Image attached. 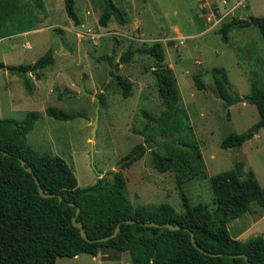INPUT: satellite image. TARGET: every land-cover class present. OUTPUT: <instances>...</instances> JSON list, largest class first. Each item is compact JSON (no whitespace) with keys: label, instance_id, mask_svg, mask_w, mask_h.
Instances as JSON below:
<instances>
[{"label":"rangeland","instance_id":"rangeland-1","mask_svg":"<svg viewBox=\"0 0 264 264\" xmlns=\"http://www.w3.org/2000/svg\"><path fill=\"white\" fill-rule=\"evenodd\" d=\"M52 1L51 9L38 25H52L60 30L59 34L64 31L62 44L56 32L48 28L17 38L14 41L17 45L10 52H6L7 43L0 45L3 65L5 62L30 64L46 49L57 47V56L52 53L54 65L40 71L43 82H37V91H25L22 84L6 75L10 72L0 69V118L19 120L29 111L37 114L25 137L30 148L61 157L80 188L94 183L97 172L106 177L110 172H118L132 206L144 210L166 203L172 211L183 213L181 193L191 205L202 203L211 208L209 176L230 169L239 160L253 171L264 193V130L260 128L238 148L219 147L225 135L240 133L257 120L256 109L245 100L223 105L213 91L210 74L211 68L222 67L229 91L242 99L249 97L250 82L264 87V45L256 28L233 26L225 41L217 31L222 22L264 15V0H112L124 14L125 23L110 19L105 27L96 22L99 0H73L74 12L82 24L76 27L66 17L62 0ZM39 13L37 10L34 14ZM34 21L33 18L30 23ZM154 41L162 45L163 63L175 77L179 102L185 108L204 164L203 174L185 180L180 190L172 171L157 172L150 161L151 152L164 153L157 127L141 113L156 116L163 109L151 73L154 61L138 54L126 62L120 60L127 49ZM107 56H112L110 65L105 60ZM193 75L202 82V89L195 87ZM116 76L131 82L129 97L120 96ZM98 93H102L103 105L98 104ZM47 106L73 117L54 119L44 112ZM95 111L96 128L90 154L89 137ZM135 144L143 146L139 150L142 155L122 167L119 163L125 158H121ZM226 227L230 236L238 240L264 234V211L251 203L246 212ZM54 264L131 263L126 252L100 248L94 256L79 253L69 258L57 257Z\"/></svg>","mask_w":264,"mask_h":264},{"label":"trees","instance_id":"trees-1","mask_svg":"<svg viewBox=\"0 0 264 264\" xmlns=\"http://www.w3.org/2000/svg\"><path fill=\"white\" fill-rule=\"evenodd\" d=\"M8 6V1L0 0ZM97 25L105 27L110 19L124 24V14L112 0H99ZM66 17L73 25L79 20L74 12L73 0H63ZM253 25L264 45V15L249 16L247 19H231L222 22L217 29L222 40L233 26ZM61 39L60 30L52 29ZM134 54L147 55L154 61L153 74L156 91L163 109L152 116L145 111L142 115L153 123L163 139L164 153L151 152L150 161L157 172L172 171L177 187L189 179L203 174L204 164L195 144L190 124L181 102L171 69L166 66L162 45L154 41L146 46L127 49L120 60L128 61ZM112 56L105 57L110 65ZM53 55L50 49L30 64L4 65L8 69L29 71L39 79L40 71L51 66ZM0 65L3 64L0 62ZM15 73V72H14ZM22 78L24 89L30 86L26 75ZM213 91L225 105L232 98L225 71L222 67L210 70ZM193 83L197 89L203 84L196 75ZM116 85L122 98L131 95V82L116 76ZM249 97L258 118L240 133L230 132L219 142L221 149L238 148L261 128L264 130V87L250 82ZM98 104L103 105L102 93L96 95ZM44 112L57 120H68L73 115L47 106ZM228 118V111L225 113ZM37 119L34 111L27 112L20 120L0 118V264H54L57 257H73L79 253L94 256L100 248H111L126 252L131 264H264V234L246 240L230 236L227 223L248 210L251 203L264 211V193L253 171L239 160L230 169L209 176L211 208L206 204L191 205L183 193L180 194L183 213L174 212L166 203L151 210L135 208L125 193L123 177L118 172L110 176L97 177L94 183L78 187L70 167L57 156L40 153L25 142L27 132ZM147 126L144 127L145 130ZM143 146L135 144L121 159L130 157ZM143 152L125 162L138 159ZM19 158L24 160L21 165ZM120 159V160H121ZM30 167L44 193L54 194L41 197L34 180L25 170ZM78 214L75 215V209ZM84 229L88 239L110 236L118 226L116 234L106 240L89 242L80 236L79 228L72 226L71 218ZM129 221V222H127ZM155 222L161 226L148 225ZM164 223L181 226L169 229ZM192 233L200 252L190 243Z\"/></svg>","mask_w":264,"mask_h":264},{"label":"crops","instance_id":"crops-1","mask_svg":"<svg viewBox=\"0 0 264 264\" xmlns=\"http://www.w3.org/2000/svg\"><path fill=\"white\" fill-rule=\"evenodd\" d=\"M6 1H8L7 7H5V5H3V6L0 5V45L2 43H7L6 47H7L8 51H6V52H10V51L14 50L16 45H17V42H14V41L17 38L26 36L29 32L41 31V30L48 29V28H52V29L56 28V27H53L52 25H42V26L38 25V24H40L39 22L41 21L42 17L45 19L46 11L51 9V5L53 3L52 0H5V4H6ZM62 2H63V0H62ZM34 9H36V10L34 11ZM30 10L32 12H30ZM37 10H40V13L38 14V16H36L34 14ZM33 18L35 19V21L30 23ZM78 20H79V24L82 25L80 19H78ZM74 26L76 27L77 25H74ZM74 26L72 25V27L69 28V30L71 31ZM207 28H205V30ZM205 30H203L201 32H204ZM63 33H64V31H62V34ZM62 34H61V39L58 37V41L60 44H62L63 43L62 41H64L63 39H65ZM24 43L26 44V46L29 45L27 40H25ZM56 48H57L56 46L49 48L52 51V53L54 52V56H57L56 55ZM65 48L68 50V47H65ZM46 50H48V49H46ZM53 62H54V60H53ZM1 63L3 64V62H1ZM19 64H29V63H6V62L4 63V65H19ZM53 65H54V63H52L51 66H53ZM51 66H49V67H51ZM1 70L9 72V71L5 70L4 68H2ZM10 73L11 74H6V75H9L10 77H12V80L14 82L20 83L23 85L22 78L20 76H18L14 72H10ZM41 74H42V72H41ZM26 77H27L28 84L30 86V90L34 92V89H35L37 91V88H36L37 82L38 81L43 82L42 81L43 74L40 76L39 79H34V77L31 74H30V76H26ZM50 88H52V86H50ZM50 88H49V90H50ZM52 91H53V89L51 90V92ZM25 114H23V115H25ZM23 117H21V119ZM236 239H238V238H236Z\"/></svg>","mask_w":264,"mask_h":264},{"label":"water","instance_id":"water-1","mask_svg":"<svg viewBox=\"0 0 264 264\" xmlns=\"http://www.w3.org/2000/svg\"><path fill=\"white\" fill-rule=\"evenodd\" d=\"M2 68H4L5 70H7V71H9V72H15V73H18V74H21V75H26L27 73H30V74H31V73L33 72L32 69L29 70V71H24V70H17V69H8V68H5L4 66H1V65H0V69H2ZM108 69H109V66L107 65V70H106V77H107V78H108ZM242 100L250 101L251 98H250V97H246V98L242 99V98H240V97H237L234 93H232V98H231L230 101H228V102L226 103V105L228 106V105H230V104H233V103H235V102L242 101ZM96 116H97V115H96V111H95L94 117H93V119H92V121H91V129H90V137H89V140H90V144H89V146H90V154H91V152H92V143H93V141H94V135H95ZM145 146H146V145H145ZM139 152H140V151L138 150V151H136L135 153H133L130 157L125 158L124 160H122V161L119 163V165L124 164L125 162H128L132 157L138 155ZM19 162H20L21 165L24 164V160L21 159V158H19ZM119 165H118V166H119ZM118 166H117V167H118ZM117 167H116V168H117ZM116 168H115V169H116ZM25 170L31 174V176H32V178H33V180H34V183H35V185H36L37 192H38V194H39L41 197H51V196L54 195V194H51V193H44V192L42 191V189L40 188L39 182H38V180L36 179V177H35V175L33 174V172L31 171V168H30V167H26ZM97 174H98V177H101V176H102V173H100V172H97ZM78 211H79L78 208H76V209H75V215L78 214ZM70 221H71L72 226H75V227L79 228V230H80V236H81L84 240L89 241V242L101 241V240L109 239V238L113 237V236L116 234V232L118 231V226L116 225L115 228H114V230H113V232H112V234H111L110 236L103 237V238H97V239H88V238L86 237L85 231H84V229L81 227V225H80L79 223L75 222V217H72ZM127 222H129V221H127ZM148 225L155 226V227H159V226H161L160 224H157V223H155V222H150V223H148ZM162 226L167 227V228H169V229H179V228H181V226H177V225L173 226V225H170L169 223H164V224H162ZM189 235H190V243H191V245H192L193 247L197 248L200 252H202V253H204V254L215 255V254H212V253H207L206 251H204V250H202L200 247H198V246L196 245L195 241H194V238H193L192 233H189ZM234 256H240V257L242 256L245 262H247L248 264H251L250 262L247 261L246 257H245L244 255H242V254H235Z\"/></svg>","mask_w":264,"mask_h":264}]
</instances>
